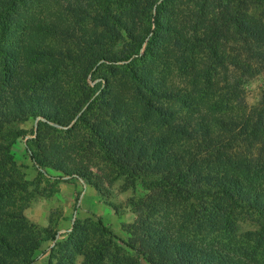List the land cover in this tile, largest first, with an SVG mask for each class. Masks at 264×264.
Returning a JSON list of instances; mask_svg holds the SVG:
<instances>
[{"label":"trees","instance_id":"16d2710c","mask_svg":"<svg viewBox=\"0 0 264 264\" xmlns=\"http://www.w3.org/2000/svg\"><path fill=\"white\" fill-rule=\"evenodd\" d=\"M236 1L234 6L231 5L232 0H217L212 4L217 8L214 19L223 27L209 28L208 32L223 36V28L225 31L232 29L235 34L243 36L244 43L247 42L244 47L248 46V39L254 40V48L245 49L248 53L251 51L256 65L257 60L264 63V0ZM70 2L0 0V104L11 100L13 107L12 111L0 105V128L23 114L40 116L57 124L69 123L75 118L80 108L78 101L73 107L64 100L59 102L61 105L57 109L67 105L64 116L45 104L49 88H53L54 83L58 84L57 75L66 66L56 53L62 47L47 41L53 31H59L58 28L65 31V28L72 29L81 22L83 27L86 21L99 23L102 31L96 41L92 40L94 50L89 54L90 62L85 69L89 73L93 64L102 61L98 69L108 72L103 76L108 97L121 108L109 113V120L104 121L102 110L90 107L80 113L70 132L73 133L78 124L89 123L86 111L105 126L113 123L110 129L121 141L107 147L105 153L109 160L117 166L128 165V162L132 166L145 162L152 164L151 173L144 171V174H156L158 197L169 201L192 200L205 209L190 207L188 212L194 217L189 219L190 213H186L188 217L175 228L162 223L154 225L158 228L152 227L147 231L141 249L124 243L98 221L89 224L116 249V254L110 257L107 248L102 250L93 246L89 254L85 251L88 240L82 223L76 222L57 251L58 256L52 258L54 264H71L76 255L83 256V264H141L137 259L119 257L122 249L117 243L135 254L140 253L148 264H264L259 261L264 256V155L252 157L250 153L255 147L257 151L264 149V94L257 107L243 108L234 105V92H212L218 84L214 82L217 73L211 72L210 68L198 69L197 52L204 48L200 45L198 23H193L195 28L185 33L173 21L175 16L184 23L183 19L187 20L192 15V9L187 15L182 9L178 14L177 5L182 4V0H76L74 16L77 20L74 21L69 13ZM254 2L261 5L262 17L239 14L241 3L247 6ZM208 5L207 1L201 0V9ZM197 6L195 11H200ZM91 12H94L92 17ZM122 32L125 41L118 48ZM206 48L208 51L203 58L211 57L213 64L221 65L223 57L216 46L210 44ZM64 60L70 61L69 56ZM124 61L129 63L115 64ZM157 61H162L166 71L165 78L160 79L162 83L170 76V69L176 68L179 81L189 87L185 93L177 92L181 94L175 95L179 108L173 111L157 109L154 99L159 98V91L150 81L146 82L151 74L148 72L151 77L143 76L144 71H140V67ZM135 62L139 66H135ZM251 68L248 64L243 72L250 73ZM198 71L205 79L199 77ZM226 82L224 80L223 83ZM63 84L58 85V90L63 88ZM92 92L89 88L85 97L80 94L78 100L86 102ZM200 92L203 93L201 96H194ZM120 95L122 99H119ZM162 97L172 98L164 94ZM124 100L126 103L122 106ZM1 108L8 109V113L1 112ZM71 108L76 112L73 113ZM43 125L52 129L45 123ZM237 127H240L238 131ZM195 131L199 132L200 140L193 134ZM43 140L42 130H38L31 140L43 155L37 159L40 165L48 160L49 154L65 159L63 152L68 154L69 151L54 145L46 154ZM4 156L13 164L10 155ZM12 187L8 177L0 174V264H32L33 254L40 247L43 236L55 241L50 251H55L60 243L56 242L55 233L37 230L19 209L7 207ZM155 207L158 210L151 207L149 211L158 213L163 208ZM245 221L256 225L253 230L243 232L249 238L254 237L252 245H239L235 240ZM183 225L186 226V234L179 233ZM202 229L206 230V236L212 237H199ZM260 250V255L254 256Z\"/></svg>","mask_w":264,"mask_h":264},{"label":"rangeland","instance_id":"374dc122","mask_svg":"<svg viewBox=\"0 0 264 264\" xmlns=\"http://www.w3.org/2000/svg\"><path fill=\"white\" fill-rule=\"evenodd\" d=\"M75 1L71 0L69 6V13L73 17V21L77 20L74 16L76 13ZM206 1L209 5L201 9V0H182V4L177 5L178 14L182 9L187 15L188 10L192 9V15L187 20L183 19L184 23L180 21L179 17L175 16L173 21L179 28L184 29L185 33H190L191 29H194L198 23L199 26L196 27L202 40L200 45L202 48L204 47L197 52L200 62L198 69L204 71L205 68H210L211 72L217 73L214 75V82L218 84L212 89V92L219 91L223 94L232 91L235 94L233 103L237 107H257L260 104L262 94H264V63L257 60L256 65V60L251 56V51L248 53V50L245 49L249 47L253 49L256 42L248 39V46L244 47L247 42L244 43L243 36L235 34L232 29L225 31L223 28V36L209 33V28L215 27L218 29V27L223 26H219L214 19L217 8L212 4L216 3L217 0H205V3ZM236 3V0H232L231 5L234 6ZM195 5H198L197 8L201 10L195 11ZM216 5L218 6V4ZM245 5L241 3L238 7L239 14H245L253 18L261 16V5L255 2ZM110 7L113 8L112 5ZM93 13H90L91 17ZM80 18L83 21L85 20L84 17ZM86 22L85 27H83L84 23L81 22L72 29L65 28V31L62 30L63 28H58L59 31H53L49 41H47L52 42L56 47H62L60 49L56 48L59 51L56 53L66 66L57 75L58 84L54 83L51 89L47 86L49 90L45 104L50 110L56 109L57 113L64 116L67 105L63 109H57L56 107L61 105L59 102L64 100L65 103H70L71 107L79 102L80 108L75 118L69 123L57 124L40 116L32 117L23 114L21 118L10 119L0 128V174L6 175L13 186L9 192L11 198L6 204L7 207H11L12 210L19 209L26 221L37 230H46L49 234L55 233V240L60 243L55 251H50L55 241L44 239L43 236L40 247L33 254L32 264H49L50 262L54 264L55 261L52 258L58 256L57 251L62 247L61 244L66 241V235L72 230L76 222L82 223L83 231L88 240L85 244V251L89 254L93 246H98L102 250L107 248L110 257V255L116 254V249L89 224L98 221L124 243L133 244L137 249H141L144 235L152 227H155L154 225L162 223L175 228L182 222L183 218L188 217L186 213H190L188 212L190 207L199 210L204 208L197 206L192 200L171 199L169 201L158 197L156 174H144V171L151 173L149 169H152V164L145 162L138 166H132L128 162V165L117 166L115 162L109 160L105 153V151H108L107 147H111L113 142L121 141V138L116 136L115 131L110 129L113 128V123L105 126L101 120L94 119L91 117L92 113L86 111L88 113L86 114V120L89 123L86 125L78 124L75 131L70 132L80 113L90 107L91 109L98 108V110H102L103 115H105L104 121L109 120V113L121 108L110 101L108 97L107 83L103 80V76L108 75V72L99 71L98 69L102 61L93 64L91 71L86 72L85 66L90 62L89 54L94 50L92 40L96 41L102 31L99 23ZM169 27L172 28L171 25ZM124 37L125 35L122 32L120 38L122 40L119 41L118 48L123 43L122 41H125ZM125 43L127 45L128 41ZM210 44H214L221 53L223 57L221 65L213 64L211 57L203 58L208 51L206 47ZM113 48L115 47L113 46ZM143 49L144 47L140 50V54H142ZM160 54L161 52H159ZM66 56H69L70 61L64 60ZM127 63L129 61L115 64L125 65ZM202 63L205 65H201ZM134 64L139 66L138 62ZM248 64L252 67L251 72L245 73L243 71L246 70ZM140 69V71H144L143 76H152L146 82L148 84L150 81L159 91V98L154 99L157 109L173 111L179 108L175 101V97H177L175 95L181 96L177 92L185 93L189 91V87L186 88L179 81L176 68L170 69V76H168L165 83L160 80L161 77L165 78L166 75L162 61L154 62V64L150 63V66H142ZM94 71L96 73L92 74ZM198 74L200 78L205 79L200 71H198ZM224 80L227 81L225 84L223 83ZM157 81H159V84H156ZM61 83H64L63 88L58 90L57 87ZM89 88L93 91L92 96L86 102L82 100L80 102L78 100L79 95L82 94V98H84ZM163 94L172 98H163ZM202 94V92L200 94L195 93L194 96L197 97ZM118 97L122 99L121 95ZM10 102L11 100L4 101L0 105L13 111ZM125 103L124 100L122 106ZM75 108H71L73 113L76 112ZM188 108L195 109L196 107ZM7 111L8 109L1 108V112L8 113ZM121 121L122 119L119 122ZM43 123L49 125L52 129L45 128ZM239 128L237 127L236 131ZM38 130H42L43 141L46 144L44 145L47 151L46 154L50 153L49 150L54 145L59 146L69 151L68 154L63 152L66 155L65 159L62 156L57 157L49 154L48 160H45L44 163L40 165L37 162L39 155H43L40 153L39 146H36L31 140L35 138ZM193 134L197 140L201 139L199 132L195 131ZM225 135L228 136L227 133ZM139 136L138 134L137 137ZM73 137L74 140H72ZM46 146H49V148H46ZM250 153L252 157L264 155V149L257 151L255 147ZM250 153L246 156L249 157ZM4 154L11 156L13 164L7 161ZM133 161L135 162V159H132ZM132 169H134V172H130ZM155 206L163 208H160L161 210L158 213L149 211L151 207L158 210ZM193 217V214L190 213L189 219ZM203 222L201 220V223ZM254 224V222L249 223V221L242 222V231L235 236V240L239 245L246 243L252 245L254 243L253 236L249 238L248 235L243 234V232L253 230L256 227ZM185 229V225L181 226L179 233L186 234ZM171 231L176 232L174 229ZM205 231L202 229L198 236L202 238L212 237V235L206 236ZM147 243L150 245V241ZM117 245L122 249L119 251V257L130 260L137 259L141 264H148L140 256V253L139 255L135 254L124 247L123 244L117 243ZM260 253L261 250L255 252L254 256L258 257ZM261 259L259 260L260 263H264V256ZM83 261L82 255H76L71 264H83ZM109 261L110 259L107 260L108 263Z\"/></svg>","mask_w":264,"mask_h":264}]
</instances>
